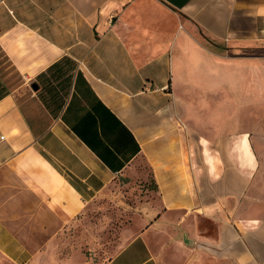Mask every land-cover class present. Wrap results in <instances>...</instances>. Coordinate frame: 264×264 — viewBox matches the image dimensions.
Wrapping results in <instances>:
<instances>
[{
  "label": "crops",
  "instance_id": "1",
  "mask_svg": "<svg viewBox=\"0 0 264 264\" xmlns=\"http://www.w3.org/2000/svg\"><path fill=\"white\" fill-rule=\"evenodd\" d=\"M0 52V264H264V0H1Z\"/></svg>",
  "mask_w": 264,
  "mask_h": 264
},
{
  "label": "rangeland",
  "instance_id": "2",
  "mask_svg": "<svg viewBox=\"0 0 264 264\" xmlns=\"http://www.w3.org/2000/svg\"><path fill=\"white\" fill-rule=\"evenodd\" d=\"M202 42H204L206 46H211L209 42H205L204 40H202ZM0 66H2L0 69V91L2 92L3 86L5 90L10 87L7 83L15 78V74H13V69L10 68V64L6 62L1 52ZM3 69H6V71H4L3 75H1ZM149 190L151 192H155V188L154 185H152L151 180H149L146 184L137 182L136 184H132V186L126 183H118L116 186L111 188V196L109 198L103 197L97 200L98 202L96 203V206L99 209L105 206L113 207L116 211L115 217L121 220L122 224H128L130 222L129 219H132L131 217L133 213L131 210L147 202L149 195L147 192Z\"/></svg>",
  "mask_w": 264,
  "mask_h": 264
},
{
  "label": "trees",
  "instance_id": "3",
  "mask_svg": "<svg viewBox=\"0 0 264 264\" xmlns=\"http://www.w3.org/2000/svg\"><path fill=\"white\" fill-rule=\"evenodd\" d=\"M4 94H7V91H4L3 94H0L1 95L0 98H2L4 96Z\"/></svg>",
  "mask_w": 264,
  "mask_h": 264
},
{
  "label": "water",
  "instance_id": "4",
  "mask_svg": "<svg viewBox=\"0 0 264 264\" xmlns=\"http://www.w3.org/2000/svg\"><path fill=\"white\" fill-rule=\"evenodd\" d=\"M0 2H1V0H0Z\"/></svg>",
  "mask_w": 264,
  "mask_h": 264
}]
</instances>
